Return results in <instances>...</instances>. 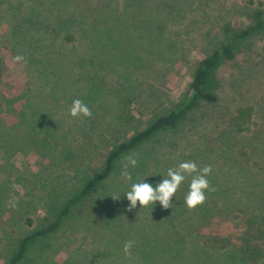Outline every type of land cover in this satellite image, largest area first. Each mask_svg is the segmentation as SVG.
Returning <instances> with one entry per match:
<instances>
[{
    "label": "rangeland",
    "instance_id": "1",
    "mask_svg": "<svg viewBox=\"0 0 264 264\" xmlns=\"http://www.w3.org/2000/svg\"><path fill=\"white\" fill-rule=\"evenodd\" d=\"M256 12L264 20V0H0V264L115 146L183 102L225 28L254 26ZM207 92L214 101L122 154L18 264H264V244L255 258L234 248L264 226V28ZM76 99L91 117L70 115ZM185 161L211 168L201 204L186 206L187 176L170 208L126 210L132 183L155 185Z\"/></svg>",
    "mask_w": 264,
    "mask_h": 264
},
{
    "label": "trees",
    "instance_id": "2",
    "mask_svg": "<svg viewBox=\"0 0 264 264\" xmlns=\"http://www.w3.org/2000/svg\"><path fill=\"white\" fill-rule=\"evenodd\" d=\"M261 17L262 14L260 12H256V24L254 26H249L241 31L236 32L231 28H225V39L222 45L218 49L214 50L209 56L199 61L189 85L190 93L188 97L179 105H177L171 112L164 116L158 117L147 128L139 131L128 140L121 142L117 146H115L109 152L103 170L99 174L94 175L89 181H87L83 185L79 193L67 201L64 207L54 216V220L52 222H49L47 227L23 237L8 264H18L25 256L30 242L34 241V239L38 236L55 230V228H57V226H59L63 219L69 214L71 208L78 201L89 194L95 186H97L101 181L108 177V175L112 171L115 161L122 154L150 138L156 131L165 127L174 126L189 109L193 108L197 104L199 100H205L209 102L214 101L215 96L212 93L207 92V86L209 80L213 75V72L222 60L234 58L236 50H238L240 40L264 28V20ZM106 33H108V38H110L109 31ZM262 244H264V226L261 227L260 225L259 227H257V231L253 232L252 237H243L241 242L236 245L237 247L234 248L237 250V252H244L248 257L255 258L256 256L262 257ZM233 252L235 251H231L230 253V256L232 257H234L235 255Z\"/></svg>",
    "mask_w": 264,
    "mask_h": 264
},
{
    "label": "clouds",
    "instance_id": "3",
    "mask_svg": "<svg viewBox=\"0 0 264 264\" xmlns=\"http://www.w3.org/2000/svg\"><path fill=\"white\" fill-rule=\"evenodd\" d=\"M17 59H20V57H17ZM70 115L72 117L83 116L87 118L91 117L92 112L87 104L82 100L76 99L72 102ZM136 163L137 161L135 159L130 158L128 160V164L132 167H134ZM210 172V167L198 169L194 161H185L180 163L176 169H169L166 177L162 178L161 181L155 185L147 182L145 179L142 182L132 183L130 190L127 191L124 196L128 201L126 210L131 212L133 209H136L137 203H139L140 207L151 205L152 209L157 203L164 209L170 208L174 194L187 176H191L192 179L185 196V204L188 208L195 207L205 200V190H210L209 181L206 179ZM122 175L124 179L131 180V175L127 171V168L122 172ZM132 244V241L125 243V253L132 247Z\"/></svg>",
    "mask_w": 264,
    "mask_h": 264
}]
</instances>
